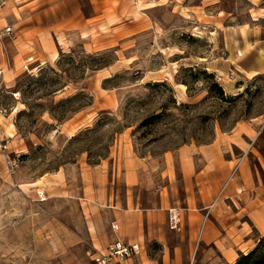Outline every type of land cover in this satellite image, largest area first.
<instances>
[{
	"label": "rangeland",
	"instance_id": "1",
	"mask_svg": "<svg viewBox=\"0 0 264 264\" xmlns=\"http://www.w3.org/2000/svg\"><path fill=\"white\" fill-rule=\"evenodd\" d=\"M135 1L0 0V264H97L88 229L107 252L127 211L141 248L113 264H264V3L185 20V0ZM14 39L31 52L4 77ZM189 145L209 149L205 181L180 167Z\"/></svg>",
	"mask_w": 264,
	"mask_h": 264
},
{
	"label": "crops",
	"instance_id": "2",
	"mask_svg": "<svg viewBox=\"0 0 264 264\" xmlns=\"http://www.w3.org/2000/svg\"><path fill=\"white\" fill-rule=\"evenodd\" d=\"M156 4H154L152 7L147 8V9H153L155 11H162L163 9L170 10L169 9V4L167 2H164L162 0H154ZM136 3H141L139 0L135 1ZM249 3H264V0H248ZM31 3H43L42 1L40 2H35L32 1ZM78 3H80V0H78ZM172 3V2H170ZM197 3V4H193ZM221 3H223V0H200L199 2H193L189 1L187 2L186 0L184 2H181L182 8L187 12V17H183L185 20L189 19L190 16L195 18H199V16L204 12L206 14V11L210 8L211 11H221ZM174 7V6H173ZM206 9L205 11H202ZM172 11V9H171ZM175 12V11H172ZM210 12V10H208ZM80 14L75 15L73 18L74 23H81L82 20L79 17ZM220 16V15H217ZM34 18H39V16H35ZM220 18V17H217ZM91 19V18H89ZM88 19V20H89ZM145 24V23H144ZM153 26V25H152ZM150 28V27H149ZM21 40V39H20ZM20 40L19 39H14L13 42H6L5 43V48H6V54L4 52V62L1 66V68L6 67L4 70V77L8 74V76H11V71L16 72L18 67L20 66V62L24 60V58L31 52L28 49H25L22 45H20ZM47 56V55H42L40 54V57L36 58V62L39 60H42V57ZM25 61V60H24ZM35 67V65H34ZM1 70V69H0ZM23 73H19L14 76V79L20 76ZM235 136V141H234V147L238 146L237 141H239V136L236 134L232 135ZM209 152V149L207 150V153ZM205 153L202 149H198L197 147H193L192 145L187 146L186 148H181L178 150V157L180 159V167L184 171L185 177L188 181L194 182L197 180L205 181L208 178L210 171V159L209 155ZM208 157V158H207ZM132 162L134 164L132 169H127L126 175L128 178L131 179V185L134 187V185L139 186L141 182V175L139 173L138 167H140V163L138 160H132L128 161ZM127 162V163H128ZM109 168H105L102 165L99 167V172H100V178L99 181L100 183L96 186H98V192H96L95 196L93 197L94 199H104L106 195H108V188H107V182L109 181ZM141 172V171H140ZM130 174V175H129ZM112 213V212H111ZM114 213V212H113ZM143 213L139 214L137 212H126V214H122V219L120 222L123 223V232L120 231L118 223L115 221L113 222V227L114 229V240L117 238H120L121 240L125 242H130V243H139L141 246L140 240V229L142 226V220L143 218ZM112 216L116 217V213H114ZM96 220V219H94ZM259 223L264 224V219L259 218ZM258 223V224H259ZM93 228L89 230L90 234L96 239V242L94 243V248L96 249L97 252H104V248H106V245L110 242L112 233L109 230L108 231V239L106 242H100V233L98 230V227L95 224H92ZM209 234V233H208ZM208 237V235H207ZM128 259V258H127ZM128 261V260H127Z\"/></svg>",
	"mask_w": 264,
	"mask_h": 264
},
{
	"label": "built area",
	"instance_id": "3",
	"mask_svg": "<svg viewBox=\"0 0 264 264\" xmlns=\"http://www.w3.org/2000/svg\"><path fill=\"white\" fill-rule=\"evenodd\" d=\"M2 4H5V3H2ZM12 32H13L12 26H6L0 29V40L11 35ZM35 63H36V60L34 59L33 56L28 57L27 63L24 65V72L30 71L31 66H33ZM1 75H2V70H0V78H1ZM2 142H5V143H2ZM0 146L4 149L7 148L6 141L4 139H1V137H0ZM238 168H239V165L236 167V169ZM45 199L46 197L42 198V200H45ZM179 222H180V219L178 215L176 214V217L172 219V228H177ZM140 248L141 246L139 243L125 242L121 240L120 238H117L109 246V248L107 249V252L98 253V255L95 257V261L97 264H113L114 260H120V259H126V258L132 257L134 254L140 251Z\"/></svg>",
	"mask_w": 264,
	"mask_h": 264
},
{
	"label": "trees",
	"instance_id": "4",
	"mask_svg": "<svg viewBox=\"0 0 264 264\" xmlns=\"http://www.w3.org/2000/svg\"><path fill=\"white\" fill-rule=\"evenodd\" d=\"M256 251H257V248L254 249L253 251H251L249 254H247V255L245 256V259H250V258L255 254Z\"/></svg>",
	"mask_w": 264,
	"mask_h": 264
},
{
	"label": "bare ground",
	"instance_id": "5",
	"mask_svg": "<svg viewBox=\"0 0 264 264\" xmlns=\"http://www.w3.org/2000/svg\"><path fill=\"white\" fill-rule=\"evenodd\" d=\"M3 119H4V120L7 119L5 115H2L1 118H0V120H3ZM11 127H14V124H11L10 128H11ZM9 134H10V136H14V134H12V133H10V132H9ZM173 217L175 218V217H176V214L173 215Z\"/></svg>",
	"mask_w": 264,
	"mask_h": 264
}]
</instances>
